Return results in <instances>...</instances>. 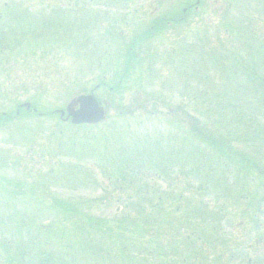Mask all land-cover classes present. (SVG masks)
<instances>
[{"label": "rangeland", "instance_id": "obj_1", "mask_svg": "<svg viewBox=\"0 0 264 264\" xmlns=\"http://www.w3.org/2000/svg\"><path fill=\"white\" fill-rule=\"evenodd\" d=\"M87 2L70 6L66 0H0V117L4 116L0 121V241L11 220H33L37 215L30 217L31 208L39 200L53 205L56 198L84 203L86 212L115 228L114 215L133 213L125 208V196L141 183L156 189V194L147 195L153 203L162 196L166 212L171 213L164 222L166 229H151L147 234H163L164 247L188 249L171 244L190 235L186 217L172 213L176 205L182 211L200 203L206 213L218 212V220H207L216 231L203 230L204 238L194 252L197 257L190 259L184 252L172 258H186L185 264H264V196L260 207L250 203L264 194V176L242 159L244 166L224 157L227 151L240 152L264 168V131L255 130L264 127V111L250 105L251 93L239 73H233L237 78L234 83L231 76L234 86H230L227 72L212 63V57L223 59L226 30L230 25L238 30L245 10L252 9L255 27L264 35V0H245L240 6L235 0H91L85 6ZM147 29L151 36L140 37ZM216 35L223 40L218 42ZM198 37L205 50L204 73L212 75L203 81L196 78L194 65L184 70L177 66L185 57L182 47ZM236 49L231 60L244 54L239 44ZM234 90L237 93L231 96ZM91 92L107 109L104 121L73 125L66 115L60 116L59 110L72 97ZM223 93L228 105L240 110L237 116L226 106L225 96L220 98L223 106L215 100ZM179 108L185 113H178ZM186 113L200 121L206 134L227 140L232 151L202 142ZM157 149L177 155V169L164 173L163 180L146 177L141 182L137 177L132 185L121 183L124 189L117 190V171L135 169L137 152ZM217 157L225 159L226 166L221 167ZM123 159L129 161L128 167L120 164ZM245 168L252 172L250 181L243 182ZM207 185L212 193L197 191ZM24 186L33 198L25 199L28 204L21 208L12 206L19 201L11 195H20ZM6 190L9 199L3 195ZM49 212L46 217L53 220ZM32 230L24 231L23 238L29 232L35 237ZM44 234L38 235L39 242ZM52 243L57 261L63 254L66 262L74 257L72 264H95L89 249L73 248V240L69 251L55 239ZM18 253L19 249L13 264H19Z\"/></svg>", "mask_w": 264, "mask_h": 264}, {"label": "trees", "instance_id": "obj_2", "mask_svg": "<svg viewBox=\"0 0 264 264\" xmlns=\"http://www.w3.org/2000/svg\"><path fill=\"white\" fill-rule=\"evenodd\" d=\"M80 1L84 0H66V3L70 4V6H80ZM90 1L91 0H88L85 6L91 5ZM235 1L237 4L240 2V4H238V6H240L245 0ZM112 6L114 7V5ZM2 17L3 16L1 15L0 18ZM255 18L256 17L253 14L252 9L249 11L245 10L242 18L238 20L239 23L242 24L236 28L238 30H234L231 25L229 28H227L226 32H229V35L226 34L224 38L228 44L227 48H225L227 51H223V59L212 57V63L227 72L225 73V76H228L226 77V81L229 82L228 85L231 84L230 86H234L233 84L237 78V75H234L233 77V73H239L243 83L248 86L246 91L251 93L250 105L253 107V109L258 108L261 111H264V35L258 32L257 28L255 27L257 24V20H255ZM236 22L234 24H237ZM150 32L152 31L147 29V31L144 32L145 35L140 37L146 39L151 36ZM239 36L241 38H239ZM214 38L218 40V42L223 40L219 35H216ZM200 39L202 38L198 37L196 41H191L186 46L182 47V54L185 57L182 56L180 61L177 62V66L182 67V70H184L188 65L190 69H193L192 66L194 65V70L197 69L198 71V73H196V78L203 81L205 79H209V77L212 75H208V72L204 73L207 64L205 63L206 59L204 57V47L198 43V40ZM237 44H239L240 49L242 52H244V54L240 58L231 60L230 57L233 58L238 52L236 49ZM229 45L233 46L234 48H229ZM33 46L34 45H31L32 48ZM174 53L175 58L180 56V50ZM231 76L234 78V83L229 81ZM222 86L224 87L223 83ZM236 93L237 91L234 90L233 94L230 95L235 96ZM224 96L226 100V106L232 108V114L234 112L235 116H237L240 110L236 109L235 105H228L230 101L228 98H226L225 93H223L222 96H217L215 100L223 106L224 104L220 102V98L223 99ZM153 97L159 98L158 94H155ZM219 104H217V108H222ZM182 111V108H179L178 113H182ZM129 112L132 113L133 111ZM21 113L27 114L28 112L22 110ZM183 113L185 112L183 111ZM198 113H200L203 117L206 115L202 111H198ZM3 117H0V121L3 119ZM187 117L192 123V131L195 132L196 135L200 134L199 139H201L202 142L204 139L206 142L212 144L216 143L218 148L220 147L226 150L225 146H227L229 151H232V148L227 143V140L224 138H218L217 136H214L213 138L211 135L206 134L204 129L200 127L201 124L199 120L194 119L192 116L189 117L188 114ZM255 130H260L262 132L264 131V127H258L255 128ZM141 135L142 134H138L137 136L140 137ZM150 147H152V145ZM215 150L217 151L218 149L216 148ZM160 152L159 149L155 150V152L152 150H149L148 152H137V155L135 156V163L137 167L135 169H127L123 171H121L120 168L115 174L114 184L117 190L122 191L124 189V186L121 183H124L127 186L132 185L135 178L137 177L140 178L141 182L146 177L152 179V181L163 180L164 173H170V171L177 169V164L179 163L176 159L178 156L171 153H169L170 155H164ZM244 155L245 154L242 155L240 152L236 151H232L231 153H228L227 151L224 157L237 160L241 165H243L239 161L242 159L245 163L254 168L258 172L259 176H264V168L262 167L263 169H261L260 166L256 165L257 163L253 158ZM123 160H125V162H123ZM123 160L120 162V164L124 163L126 167H128L129 161L126 159ZM217 160L221 167L226 166L225 159L217 157ZM140 169H143V172H137V170ZM242 171L244 172L241 174L242 178H244L243 182L246 180L250 181L248 174H250L252 171L250 172L248 168H245V170ZM44 180H46L47 183H52L53 181L48 177L44 178ZM140 184L141 183H138L139 186L131 190V194H126L125 196V208H130V210H133V213H126L121 217L114 215V220L112 223H114L115 228L112 225L105 226L103 221L98 220V217L94 216V214H91L88 211L86 212L84 210L86 206L84 203H63L55 197L56 203H53V205L48 203L47 205L44 201L39 200L38 204L40 205L35 204L33 209L31 208L32 213L30 217L37 215L36 218L33 220L31 218H22V222L20 220H11L7 225V229H4L5 236L0 241V248H2L4 252L1 250L0 259L3 260V264H13L16 250L19 249L20 253L17 254L20 257H17V259L21 262L20 263L18 261L19 264H72L69 261L75 262L76 260H74V257L72 256H70V258L68 257V262L64 261L65 255L63 254H61V257L58 261L56 260V257H58L59 254L54 251L52 243L54 239L59 244L64 246L66 250H71L69 243L71 240L74 242V244L72 243L74 245L73 248L78 246V248L84 251L89 249V259L93 260L95 264H179V262L181 264H185L186 258H177L176 260L172 258V255L176 257L179 255V253L187 252L190 255V259L197 257L196 254H194L196 247H198L197 242H200L201 238H204V236H202L203 234H201L204 233L203 230H208L211 225V222H208L207 220H218V212L206 213L203 209L204 206H202L200 203L197 206L188 205L187 209H182V211L179 210L180 206H173L174 209L172 213L174 215L178 214L182 218H184L183 216L186 217L184 221H187L190 225L187 229V232H190V235L181 237L180 239H175L174 241H171V244H178L180 246L183 245L188 249L174 250L173 248L164 247L162 242L163 234H158V236H156L157 233H150L151 235L148 237L147 234L149 230L152 231L151 229L154 231L161 228L166 229L164 222L170 220L171 213L166 212L168 206L162 203V196H158L157 198L153 197L154 199H157V202L153 203L154 201L152 197L147 195L148 192H151L152 195L156 194V189L150 187H148L149 189L144 188L142 184ZM22 188L21 190H23V192L19 193L20 195L14 193L11 195L8 190H6V194L3 193L4 197L8 199L10 195L12 197L18 196L16 197V201L19 202H14V205H12L14 207L18 206L21 208L23 204H28L26 200L33 198V194H28L25 192L28 190L26 186ZM206 188L207 189H203L202 186H199L197 191L202 192L201 194L205 192L212 193L211 190L213 189H210L208 185ZM263 196L264 194L259 200H257V202L256 200H250L251 206L256 204V206L260 207ZM179 198L181 200V196H179ZM169 199L173 200V196H169ZM36 209L39 211L38 214L34 213ZM44 209L46 210L44 211ZM49 211H51V215H54L51 216V219L53 220H50L46 217L47 214H50ZM53 211L55 212L52 213ZM180 217L176 215V218ZM107 223H110V221ZM181 223L184 222L182 221ZM123 224H127V226ZM25 227L27 231L25 229L22 231V229ZM30 229H33L32 231L37 233V235L33 233L36 236L32 237V234L29 232V236L27 238H23L22 233L24 231L28 232ZM209 229L211 232L216 231L215 227ZM177 230H179V228ZM42 231L45 232V234L42 236L43 242H39L38 235H41V233H43ZM196 234H199V236H196ZM41 243L42 246H40ZM192 250L193 252H191ZM66 254L68 255L69 253ZM169 259L176 262H172ZM200 262L204 263L203 261Z\"/></svg>", "mask_w": 264, "mask_h": 264}, {"label": "water", "instance_id": "obj_3", "mask_svg": "<svg viewBox=\"0 0 264 264\" xmlns=\"http://www.w3.org/2000/svg\"><path fill=\"white\" fill-rule=\"evenodd\" d=\"M29 107V104H26ZM66 119L70 118L72 124H96L106 119V108L97 101L92 94H78L71 98L65 110Z\"/></svg>", "mask_w": 264, "mask_h": 264}]
</instances>
